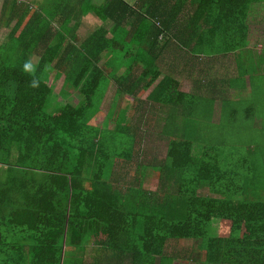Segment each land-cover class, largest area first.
<instances>
[{
  "label": "trees",
  "instance_id": "obj_1",
  "mask_svg": "<svg viewBox=\"0 0 264 264\" xmlns=\"http://www.w3.org/2000/svg\"><path fill=\"white\" fill-rule=\"evenodd\" d=\"M130 1L45 0L34 12L3 0L0 25L17 21L0 43V264H174L171 241L191 242L184 262L264 264V74L247 51L258 1ZM89 12L105 26L82 40ZM230 56L235 73L218 76L213 62ZM104 106L112 124H91ZM145 107L161 136L178 134L155 192L115 141L122 128L135 144L129 116L148 133Z\"/></svg>",
  "mask_w": 264,
  "mask_h": 264
},
{
  "label": "rangeland",
  "instance_id": "obj_2",
  "mask_svg": "<svg viewBox=\"0 0 264 264\" xmlns=\"http://www.w3.org/2000/svg\"><path fill=\"white\" fill-rule=\"evenodd\" d=\"M255 37V36H254ZM259 56H261L260 54H257L256 56H253V61H255L256 65L259 66ZM264 62V61H263ZM259 69V67H258ZM261 72H264L263 70ZM52 76V75H51ZM48 79H49V75H47ZM160 82V81H159ZM158 82V83H159ZM63 88L62 86H59L57 88V90ZM67 90V89H66ZM71 90V88H70ZM72 91V90H71ZM68 92V90H67ZM58 93V92H57ZM77 93V92H76ZM76 93L75 92H71L70 94H73L72 96V100L74 102H76L77 104L80 102V100L82 99V97L80 96L79 98L77 97V99H75L76 97ZM78 95V93H77ZM59 95H55L54 98L56 99ZM141 96V95H140ZM141 98V97H140ZM144 100V99H143ZM131 99H128V102H131ZM150 101V100H147ZM105 108L102 109L101 114L99 116L96 117V119H94L93 121H91L90 123L96 126H100V127H105V126H109L112 124V119H113V113L110 110V106H104ZM145 110L150 111L151 115L154 116L155 114H153V110L152 109H147L145 107ZM142 114V113H140ZM139 114V115H140ZM132 115V113H131ZM144 115V114H143ZM146 116H144L143 118H145ZM149 117V116H147ZM147 118L144 119V121H146ZM141 119L139 120H132V116H129L128 119V124L126 125V127L129 124L135 125L133 126L134 128H138L137 132L139 133L137 137H135V144L133 143V140L131 138L128 137V139H126V134L122 132V128H118V134L119 136L116 137L115 141L117 142L116 144H119L125 148H132L133 150V160L131 161V168L127 169L128 172L131 174V177H133L137 170L138 167L140 166V164H144L148 166V169L146 171V174H144V178L143 179H139L142 181L143 183V188L149 192H155L159 186V175H160V164L159 162H161V160L165 157L166 155V149L168 148V145H170L177 137L178 134H176L175 138H166L165 136H161L160 133H158L157 131L159 130L157 128V126H155V123L152 120V122L150 123L153 124L154 123V127H152V129L149 127L148 129V133H142L140 130V127L142 126V123L140 122ZM145 127V126H143ZM132 129H129L128 132H130ZM124 131H126V129H124ZM142 134V138H140V135ZM123 136V137H121ZM139 137V138H138ZM123 138V139H122ZM141 140L144 141L143 146L140 147V151L141 154L139 153V146L137 145L138 142H140ZM145 153V154H144ZM123 174L126 173L122 171ZM130 178V176H128ZM202 193L207 194V191H203ZM261 195V200H263V195L264 192L258 193ZM229 228H230V223L229 222H221L220 227L218 229V234L219 236H225L228 232H229ZM246 232V231H245ZM192 250V245L190 241H180V242H174L171 241L167 244V249H166V255H175V257L177 258V262H175L174 264H201L200 262H184L178 259V257L182 258V257H186L189 252ZM188 253V254H187ZM195 255L197 254V252H195Z\"/></svg>",
  "mask_w": 264,
  "mask_h": 264
},
{
  "label": "crops",
  "instance_id": "obj_3",
  "mask_svg": "<svg viewBox=\"0 0 264 264\" xmlns=\"http://www.w3.org/2000/svg\"><path fill=\"white\" fill-rule=\"evenodd\" d=\"M26 1L31 6V8H33L34 12L38 11V6L39 5H41V4L44 5L45 4V0H26ZM257 1L258 2H256L254 5H252V12H251V16L252 17H251V20L249 21V24H248L249 40H248L247 51L249 52V54H252L251 57L256 56L257 54L261 55L258 58L259 61H260L259 62V72H261L262 70L264 71V62H263L264 61V0H257ZM2 4H3V0H0V10H1ZM33 11H30V14L24 19V23H23L22 27L20 29H18L19 32H21L22 29L29 22V18L34 13ZM80 15H81V13L79 14V16ZM37 16L38 15H36V17ZM81 17H82V15H81ZM15 18L16 19L13 22H11V23H10L9 17H6V18L3 19L4 23L2 25H0V43L2 41L6 40L9 37V35L11 34L12 30L16 28V24L15 23L17 21V17H15ZM82 19L84 21L83 26H81L78 29L81 32V34H82V36L80 37V38H82V40L83 39H89V36H88L90 34L89 32L95 33V32H97L98 30H100L101 28H103L105 26V24L102 21H100L96 16H94L90 12H89V15H87L86 17H83ZM6 23H9V25L6 26L5 25ZM68 26H70V25H68ZM107 26H110V25H107ZM106 60H107L106 57H103L100 65L102 63L104 64ZM204 60H205V58H202L201 62H203ZM187 62H189V60H187ZM213 63H214V67L218 70V76H219V74H222V75L225 76V74H227V73L230 74V75H233L235 73L236 64H235L232 56H230L229 60H227V61H225L224 59H222V60L218 59V60H216ZM187 66H188V70H189V63H187ZM185 67H186V65H185ZM161 72L162 73H161V76L159 77V79L157 81H155V83L150 87V89H148V91L142 92L141 96L139 95V99H142V100L144 99V101L149 100L150 99L149 96L150 97L153 96L151 94V92L154 91V90H158L161 87L162 80L166 76H169L168 73L163 72V71H161ZM261 74H264V72H261ZM47 75H49V79H48ZM44 79H45V82L48 85L57 84L56 85V90L54 91V94L55 95H59L60 92H61L60 90L63 89V88H61L59 90H57V88L59 86L63 87V82L61 83L60 81H62V80H60L59 83L58 82L56 83V79L54 77V72H52L51 68L48 69V73L46 74ZM189 84L190 83L188 81L182 83L180 89L182 91H184V92L190 91L189 89H191V86ZM67 90H68V88H67ZM72 91L68 90V93H71ZM73 92H75V91H73ZM156 111H157L156 109H153V114H155L154 116H152L150 114L151 113L150 111H148L144 116H146L145 118H147V120L149 121V123H148L149 125L152 122V120L154 122H157V123H155V126H157V128L159 129L157 132H160L161 127H163L164 123H163V119H160L159 116H157V114L155 113ZM147 116H149V117H147ZM184 121H183V123H184ZM153 125H154V123L151 124L150 127L151 126L154 127ZM96 255H97V253H95V252H89L88 257H89V259H94L93 257L96 256Z\"/></svg>",
  "mask_w": 264,
  "mask_h": 264
},
{
  "label": "clouds",
  "instance_id": "obj_4",
  "mask_svg": "<svg viewBox=\"0 0 264 264\" xmlns=\"http://www.w3.org/2000/svg\"><path fill=\"white\" fill-rule=\"evenodd\" d=\"M23 68L25 71H31L32 70V65L29 62H25L23 65ZM33 85H35V81H33Z\"/></svg>",
  "mask_w": 264,
  "mask_h": 264
}]
</instances>
